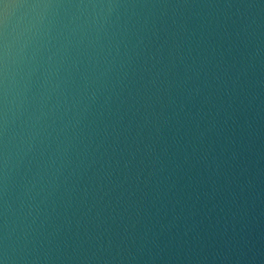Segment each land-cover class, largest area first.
Masks as SVG:
<instances>
[{"label": "water", "instance_id": "obj_1", "mask_svg": "<svg viewBox=\"0 0 264 264\" xmlns=\"http://www.w3.org/2000/svg\"><path fill=\"white\" fill-rule=\"evenodd\" d=\"M0 264H264V0H0Z\"/></svg>", "mask_w": 264, "mask_h": 264}]
</instances>
